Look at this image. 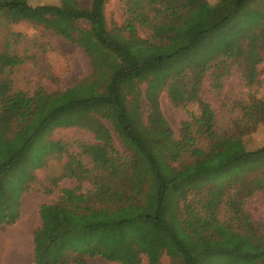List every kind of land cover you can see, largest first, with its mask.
Masks as SVG:
<instances>
[{
  "label": "trees",
  "instance_id": "16d2710c",
  "mask_svg": "<svg viewBox=\"0 0 264 264\" xmlns=\"http://www.w3.org/2000/svg\"><path fill=\"white\" fill-rule=\"evenodd\" d=\"M106 1L91 0L90 6L74 9L0 1V10L14 22L55 28L57 16L86 19L104 46L92 54L90 78L55 92L44 87L34 93L14 89L3 72L21 59L6 50L0 53V224L17 222L33 171L57 150L59 143L47 141V133L80 125L94 132L98 141L82 144L92 165L74 158L68 176L78 183L62 188L56 203L41 205L42 225L33 235L35 264H86L94 257L142 264V254L151 264H161L165 252L181 257L184 264H204L214 253L241 255L245 264H264V234L252 224L250 232L245 231L234 221L244 214L243 202L222 200L219 188L208 199L199 197L200 206L187 202L189 193L198 194L206 184L199 179L216 168L250 158L258 165L255 169L264 166V146L248 150L242 135L256 130L260 121L220 135L213 126L214 109L200 100L202 114L183 122L182 139L174 140L158 101V94L171 84L198 92L210 70L221 87L230 71L229 60L243 57L246 78L253 84L257 65L264 60V0H218L197 6L196 0H126L125 23L112 28L104 13ZM138 27H145L149 35L141 37ZM191 59L200 61V67H187ZM142 82H147L150 126L139 113ZM260 110L264 102L244 107V116H257ZM106 122L123 138L125 154L115 146ZM235 122L239 125L241 120ZM199 135L209 137L208 147L198 146ZM219 138L232 142V148L200 167ZM185 150L192 161H180ZM234 180L241 188L255 180L256 188L264 190V170L246 184L242 178ZM86 181L90 186L85 188ZM221 200L233 215L226 220L217 215ZM189 237L191 243L186 241Z\"/></svg>",
  "mask_w": 264,
  "mask_h": 264
},
{
  "label": "rangeland",
  "instance_id": "374dc122",
  "mask_svg": "<svg viewBox=\"0 0 264 264\" xmlns=\"http://www.w3.org/2000/svg\"><path fill=\"white\" fill-rule=\"evenodd\" d=\"M0 1H20L33 6L40 5L39 3L65 5L69 9L91 4V0ZM206 2L215 4L218 0H196L193 5L197 6ZM126 6V0L106 1L104 13L109 28L125 23ZM260 6L264 7V2ZM53 24L55 28L28 20L14 22L12 18H8L6 12L0 10V53L6 50L11 54H17L21 59L17 65L6 66L3 72L4 76L12 80L14 89H24L34 93L39 87H44L49 92H55L73 87L81 80L93 75L92 54L103 49L104 46L90 29L89 21L57 16ZM137 29L141 37H147L150 33L145 27ZM83 30H87L85 36L80 34ZM12 33L16 36H12ZM17 34L21 36L15 40ZM229 63L230 71L222 77L221 87L216 85L215 76L210 70L204 75L198 92H189V89L183 85L171 84L158 94L159 110L167 120L174 140L182 139L183 122H193L195 116L202 114L200 100H205L214 109L216 121L213 126L218 134H232L241 127L252 126L256 121H260L256 130L242 134L243 142L248 150L264 146V110H260L254 117L244 116V107L264 102V60L257 65L253 84H249L245 75L247 73L245 57L236 62L229 60ZM200 65L201 62L197 59L186 62V66L190 69H197ZM139 87L142 90L139 106L141 121L150 126L152 114L150 102L145 94L147 82L140 83ZM237 118L241 120L239 125L235 122ZM106 123L112 129L115 146L124 153L127 146L123 138L111 123ZM45 139L58 142V148L45 157L41 167L33 171V179L21 197L20 216L17 222L0 224V264H35L33 235L35 229L42 225L41 205L56 203L62 188L72 187L78 183L76 178L68 176L71 169L69 164L77 158L81 159L85 165L91 166L90 155L83 153L82 144L98 142L94 132L80 125L56 127L47 133ZM197 141L198 146L203 148L210 145V139L205 135H199ZM231 143L224 138L217 139L210 156L200 164V167L208 166L211 158L231 149ZM192 159L191 153L185 150L180 161L190 162ZM180 161H174L173 164L180 166ZM257 166L254 159L250 158L216 168L199 179L198 182L202 181L201 184H206L198 194L189 193L187 202L200 206L196 203L199 197L202 200L208 199L213 194L211 191L219 188L218 193L222 200H236L238 203H244V214L234 220L236 225L250 232L249 224H252L264 234V190L256 188L255 180L252 184L247 183L250 178L264 170V166L255 169ZM237 177L242 178L245 184L247 183L245 187H240L241 182L233 183ZM229 183L231 185L228 187ZM83 185L86 188L90 186V183L86 181ZM252 192L254 193L249 195ZM222 200L217 215L219 219L226 220L233 215L229 205ZM200 211L204 214L203 209ZM191 238L189 237L186 241L191 243ZM141 258L142 264H151L146 254H142ZM204 260L206 262L204 264H207V261L208 264L246 263L241 255L215 253ZM160 263L184 264V261L181 257H174L165 252L160 257ZM86 264L121 263L108 261L103 257H94L90 258Z\"/></svg>",
  "mask_w": 264,
  "mask_h": 264
},
{
  "label": "crops",
  "instance_id": "0c3cea01",
  "mask_svg": "<svg viewBox=\"0 0 264 264\" xmlns=\"http://www.w3.org/2000/svg\"><path fill=\"white\" fill-rule=\"evenodd\" d=\"M40 5L43 4V3H39ZM38 5V4H37Z\"/></svg>",
  "mask_w": 264,
  "mask_h": 264
}]
</instances>
